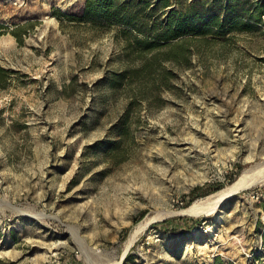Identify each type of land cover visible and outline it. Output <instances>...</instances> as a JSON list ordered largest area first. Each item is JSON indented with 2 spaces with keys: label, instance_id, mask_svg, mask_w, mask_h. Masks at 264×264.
Instances as JSON below:
<instances>
[{
  "label": "rangeland",
  "instance_id": "obj_1",
  "mask_svg": "<svg viewBox=\"0 0 264 264\" xmlns=\"http://www.w3.org/2000/svg\"><path fill=\"white\" fill-rule=\"evenodd\" d=\"M190 1L0 0V264H264L263 180L183 211L264 159V14L163 39Z\"/></svg>",
  "mask_w": 264,
  "mask_h": 264
},
{
  "label": "trees",
  "instance_id": "obj_2",
  "mask_svg": "<svg viewBox=\"0 0 264 264\" xmlns=\"http://www.w3.org/2000/svg\"><path fill=\"white\" fill-rule=\"evenodd\" d=\"M148 2L149 0H86L85 13H99L113 21L115 20L131 25L129 16H127L129 10L133 9L134 4L140 5L141 9L143 8V10H145L149 7ZM198 2H200V0H191L189 4L185 6V8L174 9V7H172L167 11V16L170 18V22H167V27H165V30L168 32H164V34H162L165 36L162 37L163 39H175L193 32L203 34L212 29V27L225 28L227 26V28L224 29L226 32L234 29V26L237 23H241V15L238 11H241V4L243 5V2L240 3L238 0H236V2L234 0H227V3L224 1L226 5L222 6V0H210L209 2L213 6L212 8L195 9ZM216 4L221 5L222 9H219V7H214ZM154 5L167 7L171 4L170 0H157V4L154 3ZM150 10H154V8L151 7ZM262 14H264V0L252 1V26H254V24L256 25V22L262 21ZM125 16L128 17L126 18L127 20L125 19ZM133 28L138 32L140 31L138 28H135L134 25ZM137 43L141 44L145 48H150L152 45H154L153 42L144 40L140 41V39H137ZM124 77L125 74L120 73L117 75L116 81L123 79ZM232 180L233 178L230 179V181ZM197 189L199 188H196L191 192L190 198L186 202V205H188L194 199L196 195L195 191ZM212 190L213 188H208L203 191V194H206ZM201 220L202 219L199 218L197 219V222ZM166 221L168 220H164V222Z\"/></svg>",
  "mask_w": 264,
  "mask_h": 264
},
{
  "label": "bare ground",
  "instance_id": "obj_3",
  "mask_svg": "<svg viewBox=\"0 0 264 264\" xmlns=\"http://www.w3.org/2000/svg\"><path fill=\"white\" fill-rule=\"evenodd\" d=\"M256 180L264 181V159L262 161H259V163L255 165V167L243 170L236 180H234L231 184H229L219 192L211 194L206 198L194 201L188 208L184 209L183 211L194 214H200L214 210L215 208L219 207L223 203V201L229 196H231L233 193L238 192L239 190L243 189L244 187L253 183ZM170 213L171 211H164L161 213V217L162 215H167ZM152 220H154V217L148 216V218H146L143 223L139 225V228L130 234L126 241L125 249L123 250V255L133 244L135 236L136 234H138V231L146 227Z\"/></svg>",
  "mask_w": 264,
  "mask_h": 264
},
{
  "label": "water",
  "instance_id": "obj_4",
  "mask_svg": "<svg viewBox=\"0 0 264 264\" xmlns=\"http://www.w3.org/2000/svg\"><path fill=\"white\" fill-rule=\"evenodd\" d=\"M235 194H236V193H233V194H232L231 196H229V197H232V196H234ZM229 197H228V198H229ZM225 200H226V199H225ZM225 200H224V201H225ZM224 201H223V202H224ZM127 252H128V251H126V252H125V254L123 255V257H122V259H121V262H122V261H123V259L125 258V256H126Z\"/></svg>",
  "mask_w": 264,
  "mask_h": 264
}]
</instances>
